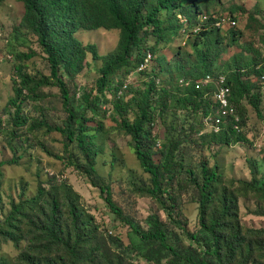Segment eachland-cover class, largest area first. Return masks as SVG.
<instances>
[{
  "label": "trees",
  "instance_id": "16d2710c",
  "mask_svg": "<svg viewBox=\"0 0 264 264\" xmlns=\"http://www.w3.org/2000/svg\"><path fill=\"white\" fill-rule=\"evenodd\" d=\"M3 1L0 0V2ZM183 1L22 0L25 12L20 27L27 30L32 38L37 39L44 59L49 65L50 76L33 75L26 70L24 63L36 57V52L17 56L19 63L14 67L17 76V80L14 81V96L9 99L6 107L8 121L5 126H2L3 120L0 118V127L13 135H17L16 129L27 127V125L29 130L46 127L48 131H59L64 136V149L69 153V157L57 155L50 150L48 152L59 159L67 160L68 165L74 166L87 176L92 185L100 189L101 195L113 213L139 236L143 245L137 249V253L147 263L233 264L238 258L237 255H244L241 257L240 264H245L256 253L264 257V228H249L246 230L247 233L243 232L238 222L237 197L231 192L227 193L226 190L221 192L219 206L209 207L211 200H214L219 173L205 162H201L200 180L192 169L185 170L188 179L199 191L196 229L191 232L186 229L187 219L183 215L181 199L175 187L176 175L182 169L175 154L178 143L170 142L164 145L163 142L162 146V142L155 136L156 133L153 134L157 120L152 114L153 110L150 109L155 107L154 105L168 107V92L164 88L160 94L157 93L158 100L154 101V104L151 103V97L155 95V88L159 83L156 77L151 79L149 88L141 93V99L139 101L135 99L139 110L135 111L133 119L128 117V113L133 109L131 105L133 100L124 99V93L128 91L129 86L124 89L123 81L114 88L115 98L112 102L114 109L120 114V127L131 135L133 147L143 169L151 174L152 187L148 189V192L160 204L170 222L183 230L188 238L196 241L199 247H194L191 243L187 246L169 243L167 230L162 220L153 213L148 216V228L142 229L114 201L111 186L105 182L96 167L97 156L102 149L97 142V137L103 124L92 126L89 121L94 118L100 102L107 97V92L112 90L115 75L122 70L125 75H130L144 63L149 53L152 55L150 61L153 62L159 47L181 35L184 27L188 37L192 36L193 33H190V30L198 24V19L203 14L212 16V20L209 24L202 25L198 33L193 34L197 38L205 39V48L203 50L196 48L197 55L194 62L195 65L203 68V73L191 78L194 83L186 87L180 101L191 104L195 111L201 109L203 116L217 111L218 105L214 101L215 87L198 90L195 88V83L207 75L215 78L220 76L214 72L221 69L216 68V60L222 55L219 47L222 38L219 34L225 28L220 29L214 26V18L218 16L212 12L201 11L198 0H192L190 4V8H195V18L192 20L185 14L186 11L184 13L181 11L185 8ZM185 1L187 3V0ZM220 17L223 16L220 15ZM182 19L187 20V23H183ZM99 29L119 31L117 47L113 52L103 56L99 54L95 44L84 45L76 36L80 30ZM150 38H155L152 47L148 46ZM89 54L92 55L93 60L102 61L101 76L97 80L96 94L93 95L92 90L84 91L76 107L73 103V98L78 94L76 79L86 68ZM151 66L152 64L140 74L146 75ZM234 66L235 68L229 69L225 75L232 91V103L240 107L241 100L248 98L256 113L260 114L261 94L256 85L259 84L262 91L260 76L264 74V64L251 72V76H257L256 82L248 80L249 77L247 80L243 79L250 63L245 65L235 63ZM254 66L257 67L258 63ZM247 75L250 73L248 72ZM51 85L60 88L63 109L67 112L66 118L61 123L58 120H51L54 116L51 113L53 110L49 107L36 105L45 99L46 95L42 89ZM28 101L35 104L33 107L42 109L40 119L31 117L25 111L24 105ZM88 111L92 112L91 116L88 115ZM237 111L239 113L238 109ZM243 120L240 113L241 130L239 131L233 128L232 123L222 124L219 132L211 131L213 142L228 145L245 140ZM73 143L83 154L85 159L83 162L79 163L71 158ZM158 145L161 157L159 162H156L153 156L154 152L157 153ZM13 164H17L16 159L0 162V178L3 176L2 167ZM247 186L242 188L264 190V183L259 184L255 179L247 183ZM54 188L48 190L42 187L35 198L21 203L15 202L7 219L4 222L0 220V237L19 245L24 238V224L25 222L27 224L28 220L31 232L37 233L35 243H47L44 244L45 246L42 245L49 249V254L42 256L39 254V247L34 246V256L24 255V258H30L27 264H83V262L93 261L95 250L89 252L83 250L84 243L90 241L93 232L87 231L88 225L82 222L84 214L75 200V192L64 183L55 184ZM61 191L64 202L60 201ZM63 208H68V214L63 213ZM38 210L40 214L46 215L45 218H41L38 214L32 216L31 213ZM64 218L66 222H63ZM111 244L118 246L123 243L116 236L111 239ZM54 247L59 249L56 251ZM123 247L130 248L124 244ZM0 264L11 263L2 258Z\"/></svg>",
  "mask_w": 264,
  "mask_h": 264
},
{
  "label": "rangeland",
  "instance_id": "374dc122",
  "mask_svg": "<svg viewBox=\"0 0 264 264\" xmlns=\"http://www.w3.org/2000/svg\"><path fill=\"white\" fill-rule=\"evenodd\" d=\"M192 0H184L181 11L195 18V8H190ZM199 9L203 12L215 13L229 17L237 24L230 29L226 25L220 32V49L222 55L216 60L214 72L218 75H226L229 69L236 64H248L250 67L243 79L257 81V76L252 75L253 70L264 64V0H198ZM192 6V5H191ZM25 8L22 0H4L0 2V118L3 125L8 121L6 107L9 99L14 96V81L17 76L14 67L18 64V55L29 54L32 51L37 56L28 60L26 70L33 75L50 76V68L44 59V55L37 43L27 30L20 24L24 16ZM190 33L195 34L193 31ZM183 38L182 35L174 38L170 43H163L156 51V59L147 74H140L138 70L130 75L124 71L118 72L113 80V88L107 92V97L99 104V109L94 118L89 121L92 126L103 124L97 137L98 144L102 147L97 156L96 167L106 183L111 186L112 197L124 213L146 230L148 228V216L152 213L162 220L167 230V241L172 244L187 246L191 243L199 247L196 241L187 237V234L170 222L160 204L148 192L152 187L151 174L146 172L138 159L131 135L119 125L120 114L114 109L113 100L115 89L120 81L129 86L124 99L133 100V109L128 117L133 119L135 111L139 110L136 100H140L150 81L156 77L158 86L155 95L151 97V103L158 100V94L162 88L168 92V107L159 105L152 107L153 116L157 120L154 129L158 141L166 143H178L175 150L176 160L180 164L181 171L176 175L175 187L177 188L182 204V212L187 219L186 229L195 231L198 222L199 191L188 179L186 169H192L197 178L201 179V162L219 173L216 182L214 200L209 207H217L220 204V195L223 190L231 192L237 197L238 222L243 232L247 229L264 228V190H244L252 179L264 183V92L260 99V114H257L248 98L241 100L240 107L236 109L244 118L243 133L245 140L233 144H216L213 142L211 129L203 123V111L193 110L191 104L180 101L186 90L180 84L182 78L192 82L191 78L203 73L200 65H195L196 48L204 49V38L195 35ZM77 38L84 44H95L100 55H106L115 50L119 41L118 30H80ZM155 38L148 40V46H154ZM198 44V45H196ZM87 66L77 77L78 94L73 98V103L78 107L83 92L93 91L96 94L97 80L100 78L102 68L101 60H93L91 54L87 58ZM258 63L255 67L254 64ZM225 64H228L225 66ZM182 66V68H181ZM250 75H247V73ZM123 85V86H124ZM215 87L214 85H212ZM123 88V87H122ZM45 99L36 103L38 107H49L53 112L52 121L60 123L66 118L67 112L63 109L60 88L54 85L44 87ZM158 93V94H157ZM108 99V101H106ZM35 105V104H34ZM33 103L26 102L24 109L31 117L42 116V109L35 108ZM162 105V104H161ZM88 115H92L88 111ZM57 118V119H56ZM148 126V125H147ZM17 135L10 134L0 127V162L17 160V164L2 167L3 176L0 178V220L4 222L13 210V204L35 198L39 190L44 187L48 190L55 189V184H66L75 192V200L83 212L82 222L88 225L87 231L93 235L89 242L84 243L83 250L89 252L95 250L93 261L83 264H149L137 253V249L143 244L139 236L135 234L127 224L123 223L110 209L101 195L100 189L92 185L82 172L74 166L68 165L67 160H62L50 154L48 150L61 156L69 157L64 149L65 139L59 131H48L46 127L29 130L27 127L16 129ZM152 134V132H151ZM153 138V137H152ZM154 141V139H152ZM157 147V146H156ZM155 147V149H156ZM160 146L154 152L156 162L160 160ZM73 158L76 162H83L84 156L76 144L71 145ZM257 189V188H255ZM65 201L61 191L60 201ZM68 208H63V213L68 214ZM45 218L40 211L32 212ZM66 222V219H63ZM24 238L17 245L15 242L0 237V259H7L11 264H27L30 258L24 255L34 256V246L39 247V254H49V249L44 244L34 241L37 233L31 232V227L25 222ZM118 236L124 245L111 244V239ZM192 241V242H191ZM43 244V245H42ZM45 246V245H44ZM135 247V248H134ZM122 248L124 250H122ZM54 247V250H58ZM81 250V248H79ZM41 256V257H42ZM233 264L242 263L244 255H237ZM264 264V257L257 253L245 264Z\"/></svg>",
  "mask_w": 264,
  "mask_h": 264
},
{
  "label": "built area",
  "instance_id": "2783aa9c",
  "mask_svg": "<svg viewBox=\"0 0 264 264\" xmlns=\"http://www.w3.org/2000/svg\"><path fill=\"white\" fill-rule=\"evenodd\" d=\"M214 19V26L220 29L224 28L226 25H228L229 27H235L237 24L230 18L229 19L231 22H229L227 20V17L219 16L215 17ZM210 20H212V16L207 14L201 15L198 19V24L194 26L193 29L190 31L198 33L202 29V25L209 24ZM182 22L186 24L187 20L182 19ZM182 34L185 37H188V32L185 27L182 31ZM151 59L152 55L149 53L145 58L144 63H142L137 69L138 72L145 70L149 66ZM179 82L182 86L185 87L191 86L194 83L193 81H186V79H181ZM212 85L215 86L214 101L217 103L218 107L215 113L210 112L203 116V123L206 125V127L210 128L214 132H219L221 130L222 124L226 123H232L233 128L237 131L241 130L240 114L238 113L235 105L231 101L232 91L227 83L226 76L220 75L215 78L212 75H207L195 83V88L199 90L203 88H209ZM260 85L262 91L264 92V74L260 76ZM125 88H127V85H124V89Z\"/></svg>",
  "mask_w": 264,
  "mask_h": 264
},
{
  "label": "clouds",
  "instance_id": "9594fccd",
  "mask_svg": "<svg viewBox=\"0 0 264 264\" xmlns=\"http://www.w3.org/2000/svg\"><path fill=\"white\" fill-rule=\"evenodd\" d=\"M184 29V28H183ZM183 29H182V31H183ZM182 31H181V35L183 36V38H188V37H185L183 34H182Z\"/></svg>",
  "mask_w": 264,
  "mask_h": 264
}]
</instances>
